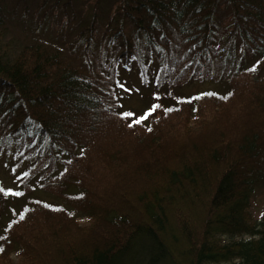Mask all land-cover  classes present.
I'll return each instance as SVG.
<instances>
[{
  "label": "trees",
  "instance_id": "trees-1",
  "mask_svg": "<svg viewBox=\"0 0 264 264\" xmlns=\"http://www.w3.org/2000/svg\"><path fill=\"white\" fill-rule=\"evenodd\" d=\"M84 3L107 9L101 41L120 40L102 66L0 43V153L20 134L29 161L22 190L0 181V264H264V215L249 211L264 186V0ZM139 41L156 58L152 77L139 63L153 90L122 110L117 68L140 58ZM205 80L220 91L180 90ZM33 181L57 201L33 196Z\"/></svg>",
  "mask_w": 264,
  "mask_h": 264
},
{
  "label": "rangeland",
  "instance_id": "rangeland-1",
  "mask_svg": "<svg viewBox=\"0 0 264 264\" xmlns=\"http://www.w3.org/2000/svg\"><path fill=\"white\" fill-rule=\"evenodd\" d=\"M83 4H85L84 0H70L69 2L68 0H0V7L3 11V20L0 23V43L12 49H17L24 43H39L45 47L62 49L64 53H67L68 59L82 64L83 67L86 66L84 59L89 60L92 65L102 66L104 55L114 56L115 53L121 51L120 40L117 39L115 43L101 41V28L99 26L103 22L107 9L105 6L101 7L95 11L96 14L93 16L92 9H85L82 7ZM220 13L222 15V12ZM92 18H95L94 22L98 30L91 34L90 30L86 29L74 42L81 28L88 27ZM86 46L87 51L85 50ZM149 49L143 41H139L138 55L140 58L117 68L115 97L122 110H139L144 107L147 99H143V96L146 97L147 93L153 90L152 87L143 85L140 75L142 64L139 65L142 62L146 67V73L152 77L157 65L153 51H149ZM243 59L242 63L249 64L252 62V59H247L245 56ZM221 86L220 83L205 80L186 84L180 90L185 94H193L206 89L220 91ZM30 127V132L35 130L34 125ZM19 140L20 134L7 139L0 153V181L5 187L9 186L6 184H10V186L22 190L23 187L19 180L29 161L27 158H22L19 161L21 155L16 152ZM31 183L33 196H40L48 202L57 201L47 192H38L36 182ZM18 201L21 203L17 202L16 205L7 203L6 211L8 210L7 212L11 214L12 208H18V203L21 205L26 200L19 199ZM249 211L255 221H259L264 215V186L255 188V192L251 196ZM79 222L86 223L87 219L80 216ZM234 237L224 235L222 242H230ZM13 259L16 260V256ZM164 264L172 263L166 261ZM209 264H233V261Z\"/></svg>",
  "mask_w": 264,
  "mask_h": 264
},
{
  "label": "snow or ice",
  "instance_id": "snow-or-ice-1",
  "mask_svg": "<svg viewBox=\"0 0 264 264\" xmlns=\"http://www.w3.org/2000/svg\"><path fill=\"white\" fill-rule=\"evenodd\" d=\"M211 95V94H210ZM230 95V94H229ZM225 99H227V97H225ZM166 111H170V110H166ZM130 113L125 114V116H130ZM147 115H150V113L146 114L145 116H141L138 119H136L135 121H133L134 124H140L142 121H144L147 118ZM133 124H129V127H132ZM151 130V129H149ZM13 195H21V193H12ZM20 219L23 220L24 216L23 214H21ZM9 228H11V224L8 226ZM0 239H5L4 237H0ZM4 251V248L2 246H0V253H2Z\"/></svg>",
  "mask_w": 264,
  "mask_h": 264
}]
</instances>
